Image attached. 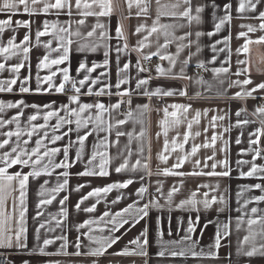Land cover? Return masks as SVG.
I'll use <instances>...</instances> for the list:
<instances>
[{"label":"crops","instance_id":"crops-1","mask_svg":"<svg viewBox=\"0 0 264 264\" xmlns=\"http://www.w3.org/2000/svg\"><path fill=\"white\" fill-rule=\"evenodd\" d=\"M56 0H40L34 7L36 14L29 15L23 12V6L20 7V11L17 14H9L0 12V19H7L11 15L13 22L17 20L29 21V26H17L13 23L10 27L5 28L3 33H0V47L6 46L7 41L15 37L14 43L21 44L25 35L29 36V41L21 45V48L28 47L29 52L27 59H24L22 51H17L16 55H10L8 59H5L0 54V63L5 64V70L0 71V80L15 79L16 84L12 85V92H0V100L2 101H20L23 100L26 104H36L41 106V111L37 112L32 107L27 108H14L7 109L4 113L0 114L4 119H11L17 112L22 111L21 127L24 129L22 141L26 140L27 145L25 148L27 151H31L36 147V140L41 139L42 147L40 149L41 154L43 151L52 147L63 149L64 146L69 144V139L76 141L77 133L72 131L68 136H63V133L68 132L69 127L75 128V118L73 117L72 125H63L60 129L53 133V126L56 124L57 117H52L47 122V126L44 129H37L33 132V135L29 137L27 131L30 130L31 125L27 124V117L29 115H37V120L31 122L32 124H45L43 120V105L48 104L51 107L47 110H56L59 116L65 115L61 105L68 104L69 107H77V104L71 103L68 97L75 95V91L72 87L71 80H75L76 87L80 88L79 102L95 104L97 102L104 105L116 104L118 101L123 100V103L119 109H113L111 112L102 113L104 120V131H95L92 124L87 126V130L91 132V135L87 137L84 142V152L82 159L76 161V148L79 147L78 143H73L69 149V162L71 167L68 169L63 168H51L49 172L51 174L41 173L40 177L29 178L24 209L19 207V185L18 181L12 182V188L15 191H10L7 201L4 205V210L12 212V200L16 197L17 210L13 214V220L11 222L13 243L11 247L0 246V252L6 255L7 264H24L25 261L28 264H264V256L255 255L253 257H246L237 255L238 240L242 241L245 235H248L247 217L239 230L236 229V217L241 213L237 212V208L244 203L245 200H249L250 203L245 205V211L251 213V208L256 207L264 210V201L256 202L252 200L253 197L264 195L260 189L251 187L255 184L264 185V173L248 177L241 176V171L247 172L250 170L252 163L254 162L258 166L264 167V135L260 137V141L257 145L252 147H259L262 150V154L257 156L253 161L254 152L249 150V133L255 131L256 128L261 127L260 120L264 119L259 115H254V110L258 105L264 104V92L257 90L254 96L257 98H245L235 99L234 94L238 91H242L240 86H234L229 88L228 83L237 79L243 80L250 78L254 83L245 86V89L251 90L255 87V84L264 82V44H252L250 45V53L245 56L241 54L239 57L236 55L235 49L244 42V38L237 39V35L240 31H247L246 28H242L241 25L251 24L257 27V31L249 33V38L256 40L260 35H264V32L259 31V24L262 22L257 19L259 12L264 11V3L257 6L255 11L246 9L244 12H237L240 0H191L192 14L196 15L195 8L197 6H203V11L199 13L200 20L198 23L193 22L189 25L188 21L177 15L176 17H161L160 23H170L178 25L177 27L170 29L173 34L169 36L172 43L168 44L166 49L160 50V55L171 54L175 56V65H170L168 60H161L160 55H151L156 53L158 45L165 43V38L161 33H153L148 36L147 29H150L153 21L156 19V4L155 0L148 10V15H137L140 8L137 7L135 0H111L112 11L109 16H102L97 18L96 16H82L79 14L76 8L75 0H68L71 5V13L69 16V8L66 7L61 10L49 9L48 12L40 11L44 4H54ZM84 2L91 3L92 0H82ZM177 0H161V3L171 4L176 3ZM3 0H0V4ZM131 4V6H129ZM216 7L213 8L212 5ZM225 4H231L230 12L231 21L226 22L221 31L213 36H208L207 33L214 32L215 23L219 22V18L223 17L226 13L224 10ZM28 6L33 7L31 0H28ZM186 5L181 3V7L176 9L177 13L183 11ZM84 9L81 8L80 11ZM93 10L99 11L96 7ZM83 20L82 25L77 22ZM48 22V28H44V22ZM97 24L103 25V28H96L93 31V27ZM118 24L122 27L124 33L123 37L117 38L116 28ZM144 24L145 30L140 33H136L135 29L138 25ZM55 25V27H53ZM179 25H183L180 27ZM68 28L71 32H79V35H73L68 37L66 33H61L59 29ZM40 30L45 32V35L37 38L36 31ZM104 32V36H101V32ZM92 32V36H88V33ZM192 33L189 37L190 40L196 41V32L204 33L198 40L200 51L197 52L196 44H193L190 48H185L179 56H176L177 44H188L189 39L180 41L179 38L186 33ZM231 36L228 47L232 51V56L229 64H224V67L229 68L228 74L214 75L213 68L221 67V62L224 61L228 53L227 51L214 53L211 47L218 40H223L224 37ZM64 36L65 39H71L73 43L69 46V58L61 65L57 66L50 64L49 67L37 68V64L45 57L48 56L49 62L54 59H58L62 55L61 45L58 37ZM147 37V39H144ZM39 40V42H37ZM144 40L145 47L142 49L134 50L137 46V41ZM127 43V50L117 53L116 49L119 46L124 48ZM50 44L49 47L45 45ZM95 45V50H91L89 47H85L83 51L77 49L81 46ZM223 43L217 45V48H224ZM105 52L108 53L107 57ZM189 52L196 53L189 60L188 65L183 66L182 62L188 59ZM119 56V59L117 57ZM144 56L155 58V65L152 73H147L144 69ZM215 56V59H213ZM107 59L108 63L104 61ZM248 60L247 65H241V67H248L249 72L247 74L235 75L237 70L236 60ZM139 60L140 68L137 67V61ZM198 61L205 62L207 71L204 74H200L193 69L194 65H197ZM23 62V66L18 73L10 72L8 69L17 63ZM84 63L85 68L77 72L80 64ZM129 64L128 69H124V64ZM96 67H93V65ZM159 65L165 70V74L160 75L156 71V67ZM69 69V75L71 80L64 82L65 90L63 92H56L55 88L59 87L63 81V74L60 71L62 68ZM184 68V73L188 78H179L178 74L181 68ZM171 68V73L168 69ZM91 69V71H88ZM118 69L120 72L118 73ZM144 69V70H140ZM54 74V75H53ZM41 78L42 89L46 91L36 92L37 76ZM46 76H52L53 87L48 88L47 81L43 78ZM88 76L89 79L85 81L84 85H80L79 81ZM118 77L120 79H126L127 83L121 84L119 89L117 88ZM203 78L205 83H198V79ZM138 80H148L146 85L137 88ZM220 80L225 82L221 85ZM95 81V83H92ZM28 87L30 89L27 93H21L19 88L21 86ZM211 85V88H209ZM160 88L164 91L169 89L176 90V94L172 96H146L143 93L145 91L153 92L155 89ZM91 89V94L89 93ZM103 90V94L97 95ZM129 91L131 95H124L121 97L117 95L118 92ZM226 90V91H225ZM180 91H185L186 95H180ZM130 100V104H129ZM173 104L188 105L189 111L187 113V120L183 115L178 112V117L182 121L179 124H173V120L176 119L171 115L165 117L164 109L167 108L169 113L177 111L170 107ZM138 105H147V108L139 109ZM207 109V115L205 116L204 110ZM240 109H245L239 119H248L254 121L252 124L245 125L243 128L232 127L230 131H225L229 125H235L237 121L236 113ZM129 111L132 112V116L128 117ZM201 112L200 121L198 124H193L191 127V133H200L199 136H195L193 139L190 135L189 140L184 142L183 135L188 129V120H190L196 113ZM97 110L95 108L86 110L85 116L95 117ZM213 116H224V120H217L216 127L213 128L210 125V121ZM117 120H125L124 124L117 125ZM161 121H166L165 124H161ZM27 124V127L25 125ZM108 124H112L111 130H108ZM207 129V132H205ZM16 124L12 123L0 128V133L7 131H15ZM143 130V135H140ZM45 131L48 133L44 135ZM166 131V135H165ZM117 132L124 133L117 137ZM128 133L132 134L131 140ZM216 134L217 139L215 144H212L211 138L213 134ZM242 133V134H241ZM61 135L62 139L53 142L51 140L52 135ZM81 135L84 134V130H81ZM237 137L240 138V143L237 144ZM106 138V139H105ZM3 139H9V144L15 146L17 141L15 137H6L0 135V142ZM168 141V152L164 154L168 155V159L165 162H161L158 159V154L165 150V140ZM252 139H256L255 136ZM176 143H182L183 149L175 147L173 141ZM205 140L208 141L209 147H200L197 153L184 161L179 169L175 171H182L184 173H208L215 171L229 172L228 176H209V175H157L158 171H162L164 168H172V165L177 162V157L183 156L186 152H190L193 144L203 145ZM94 145H99L94 149ZM142 149V153L140 151ZM96 150L106 154V158H109L110 162L107 166V176H77L78 172L84 170L85 164L92 155V152ZM243 150V151H242ZM3 151H11L9 146H5L4 149H0V154ZM131 152V155H129ZM214 159L206 160L207 157H213ZM64 159L63 151L55 154L53 160L55 163H59ZM125 160L128 161L129 170L117 173L115 171L119 164ZM137 160L141 161V165L147 164L148 169L144 170L142 167L133 172L130 170V166L135 164ZM199 160L201 163L199 166L195 165V161ZM227 160V166L221 165L218 162ZM247 161L241 165H237V161ZM46 162V158L45 161ZM217 164V167L213 170L212 164ZM95 164H99V157H97ZM0 166H3L0 163ZM32 170L30 166L13 165L8 169L9 173L23 172L28 173ZM98 170V168H97ZM69 172L67 177L69 183L65 189L58 193L52 192V189L56 188L59 183L63 182L64 177L62 172ZM147 171H151L152 175H147ZM143 177V181H141ZM132 179L134 182L127 188H114L111 192L106 194H100L99 196L89 197L87 200L81 203L79 210L76 209V204L81 201V197L86 196L93 188L105 187L109 184L123 182L124 180ZM48 183L44 185V182ZM161 182V192H157V182ZM147 186L148 195L143 199L136 195L137 189L141 185ZM78 184L87 185L79 191H75ZM175 186L178 191L173 194L171 202L167 199V194L170 189ZM247 186V191L242 189ZM195 192L194 197L197 200L204 199V193H208V199L215 195L217 202L213 203L208 209H205L202 204L197 205L199 211L192 209L190 206L177 207L182 200H187ZM242 195L238 199V193ZM223 195L226 200V206L219 203V197ZM67 196L68 200L61 205L60 201ZM120 196L121 199L113 204L112 201ZM155 198L159 206H150L147 216L142 213L136 218V221L123 224L115 235L121 237V239L112 247L108 248L106 252L101 256L91 255H74L76 252L75 242L76 238L80 236L81 242L85 247L81 248V252L88 251V240L83 236V233L88 232L89 228L92 229L93 235H100L101 229H104L103 235H108V228L110 224L106 223L110 220V216L104 221L101 217L105 212L114 214L121 211L129 204H133L134 201H140L137 205L142 207L143 204L149 203V200ZM51 200V203L40 205V200ZM95 205L93 212H85L83 209ZM221 207H226L224 212H218ZM61 208L66 209L67 215H61ZM25 223L26 233L21 237V241L25 242L26 237V249H18L15 243V229L17 227L16 221L19 220V211L25 210ZM37 212L40 215H37ZM254 217L264 215V211L257 214H252ZM197 217H199L197 221ZM191 218L193 222L194 231L187 232L188 222ZM230 221V235L229 237L221 240V247L216 249L214 246L211 251L217 252V257H211L206 255L210 249V245H214L216 228L218 223ZM94 221L91 225H85L82 228H77V225L83 224L84 221ZM211 221V223H209ZM43 225V227H41ZM207 225V227H205ZM39 229V233H37ZM260 225H254L253 230L259 231ZM143 234V235H142ZM39 235V240H37ZM66 236L68 241V247L64 252L60 251L62 240L58 237ZM185 236L190 239H183ZM44 239H52L54 242L51 245L44 246ZM139 239L140 244L144 245V241L147 240V244L144 245V251L147 253L145 256L138 254H120L122 250L127 246L130 253H138L140 248L136 244L130 243L131 241ZM178 242V243H173ZM257 243L262 242L257 237ZM40 247H44V254L39 251ZM243 247L247 249L249 244H244ZM184 251L185 255L172 256L171 252ZM164 252V255L158 253ZM195 253V255L193 254ZM201 253H205L201 255Z\"/></svg>","mask_w":264,"mask_h":264},{"label":"snow or ice","instance_id":"snow-or-ice-1","mask_svg":"<svg viewBox=\"0 0 264 264\" xmlns=\"http://www.w3.org/2000/svg\"><path fill=\"white\" fill-rule=\"evenodd\" d=\"M37 3H40V0H31V4L33 5L32 8H30L28 6V0H3V3L0 4V12L3 13H9V14H17L20 11V7L23 6V12L27 13L29 15H34L36 14V9H35V5ZM135 3L137 5L138 8H140V11L137 13V15H148V10L149 7L152 3V0H135ZM181 3L183 5H186V7H184L183 11H180L179 13H177V11H175L176 9H179L181 7ZM261 3H264V0H240L239 6L237 8V12H244L246 9L250 10V11H255L257 9V6ZM75 4H76V8L77 11L79 12L80 15L82 16H96L97 18L102 17V16H109L111 11H112V4H111V0H92V2L89 4L87 2H84L82 4V0H75ZM155 4H156V19L153 21V24L151 26L150 29H147L148 31V36H151L153 33H161L164 38H165V43L163 45H158L157 48V52L156 53H151V55H160V50L161 49H166L168 44L172 43L173 40L169 39V36L173 35L169 30L173 29L175 27H177L178 25L175 24H170V23H160V19L161 17H176L177 15H179L180 17L185 18L189 25H191L193 22L198 23L200 20V16L199 13H201L203 11V6H197L195 8V13L196 15L192 14V5H191V0H177L176 3H171V4H165V3H161V0H155ZM69 8V12L68 15L71 16V5L68 3V0H56V2L54 4H44L43 8L40 11L43 12H48L49 9H56V10H61L64 9L65 7ZM131 6V4L129 5ZM98 7L99 11H95L93 10L94 8ZM213 8L216 7L215 4L212 5ZM81 8H83V11H80ZM231 9V4H225L224 5V10H225V15L221 18H219V22L215 23L214 28L215 31L214 32H209L207 33L208 36H213L216 33L220 32L222 27L225 25L226 22L231 21V16L228 14L230 12ZM257 19L261 20L262 22L259 24V31L264 32V11H260L258 17H256ZM13 23H15L17 26H25L28 27L29 26V21L27 20H17L15 22L12 21L11 19V15H9V18L7 19H0V33H3L5 28L10 27ZM78 24L82 25L84 23L83 20H80L77 22ZM180 27H183V25H179ZM53 27H55V25H53ZM242 28H246L247 31H240L237 35V39L239 38H244V42L243 44H241L239 47H237L235 49L236 55L239 57L241 54H244L245 56H247L250 53V45L252 44H264V35H260L256 40H252L251 38H249V33H254L256 32L258 29L256 26H253L251 24L248 25H241ZM44 28L47 29L48 28V22L45 21L44 22ZM96 28H103V25L97 24L93 27V31H95ZM146 26L144 24L138 25L135 29V32L138 34L140 33L142 30H145ZM59 31L61 33H66L68 37H71L73 35H79V32L73 33L71 32L68 28H63L61 27L59 29ZM92 32L88 33V36H92ZM45 35V32L40 31L39 29L36 31V37L39 38L41 36ZM105 34L102 31L101 32V36L103 37ZM124 33L122 31V27L118 24L117 28H116V36L117 38H121L123 37ZM192 35V33H186L184 36H181L179 38L180 41L189 39V37ZM201 35H204V33L201 32H196L195 36L197 38L196 41H192L189 39L188 44H184V43H179L177 44V52H176V56H179V54L185 49V48H190L193 44H196V50L197 52L200 51V46L198 44V40L199 37ZM59 41H60V45H61V50H62V55L59 56L58 59H54L51 60L49 62V58L48 56H45L38 64H37V68L39 69L40 67H49L50 64H54V65H61L64 61H67L69 58V51H70V45L73 43V41L71 39H65L64 36H60L58 37ZM144 39H147V37H145ZM231 39V36H227L224 37L223 40H218L216 41L214 44L211 45L213 52L214 53H219V52H224L227 51L228 56L227 58L221 62V67L219 68H213L212 72L214 73V75H219L221 73L223 74H228L229 73V68L228 67H224V64H229L230 65V60H231V56H232V51L231 49L228 47L229 41ZM15 37L9 39L7 41V45L0 47V54H2L4 56L5 59H8L10 55H16L17 51H22L23 55H24V59H27L28 56V52H29V48L28 47H23L21 48V45L25 44L26 42L29 41V36L25 35L23 37V40L21 41L20 45H17L16 43H14ZM39 42V40L37 41ZM223 43L225 45L224 48H217V45ZM50 44L45 45V47H49ZM85 47H89L91 50H95V45H90V46H85V45H81L77 50L78 51H83L85 49ZM127 43H125L124 48H120L119 46L117 47L116 51L117 53H120L121 51H125L127 50ZM145 47V43L144 40H139L137 41V46L136 48H134V50H139ZM196 53H192L189 52V57L188 59H185L182 64L183 66H187L189 63V60L191 59L192 56H194ZM108 53L105 52V56L107 57ZM144 59H148L149 56H144ZM117 59H119V56L117 57ZM160 59L161 60H168L170 65H175L176 63V58L175 56L168 54V55H160ZM213 59H215V56H213ZM105 64L108 63L107 59H105L104 61ZM248 64V60H241V59H237L236 60V65H237V70L235 75L240 76L241 74H247L249 72L248 67H241V65H247ZM23 66V62L21 63H17L15 65H12V67L10 69H8L10 72L13 73H18L20 68ZM5 64L0 63V71L5 70ZM93 67H96V65L94 64ZM129 64H124V69H128ZM137 67L138 69L140 68L139 65V60L137 61ZM197 67L203 68L205 67V62L203 61H198L197 63ZM85 65L84 63H81L79 68L77 69V72H79L81 69H84ZM140 70H144V69H140ZM60 71L63 74V81L60 84L59 87L55 88L56 92H63L65 90V84L64 82H68L71 80V77L69 75V69L68 68H62L60 69ZM88 71H91V69H88ZM156 71L158 74L163 75L165 74V70L163 68H161L159 65H157L156 67ZM120 72V69H118V73ZM168 72L171 73V68L168 69ZM54 75V74H53ZM179 78H188L186 77L185 73H184V68H181L180 73L178 74ZM37 87L35 89L36 92H41V91H46L47 89H42L40 87L42 81L41 78L39 77V75L37 76ZM89 77L85 76L84 79L79 81L80 85H84L85 81L88 80ZM44 81H47L48 83V88L51 89L53 87L52 84V76H46L43 78ZM198 83H205V81H203V78H199ZM225 81L224 80H220L219 83L222 85ZM17 81L15 79H10V80H0V92H12L13 91V87L12 85L16 84ZM72 83V87L75 91V95H71L68 97V100L71 103H75L77 104V107H69L68 104H64L61 105V108L63 109L65 115L63 116H59L58 112L56 110H52L49 111L47 109H49L51 107V105L45 104L43 105V109L45 110L43 113V120L45 121V124H32L31 122L36 121L37 120V115L33 114V115H29L27 117V124L31 125L30 130L27 131V135L29 137H31L33 135V132L36 131L37 129H44L47 126V122L50 120V118L52 117H57L56 120V124L53 126V133L56 132V130L60 129L63 125H72L73 124V117L75 118V128L73 129L72 127H69L68 132L63 133V136H68L70 132L75 131L77 133V138L76 141H72L71 139H69V144L64 146L63 149L60 148H56V147H52L50 149H47L45 151H43V153L41 154V147H42V141H43V137L41 139H37L36 140V147L32 148L31 151H27L25 148V145H27V141L23 140L22 141V136L24 134V129H22L21 127V116H22V111L21 112H17L16 115L12 116L11 119H4L2 117V115H0V128L4 127L5 125H9L12 123L16 124V130L15 131H7L4 133H0V135L2 136H6V137H15L17 143L15 146H11L9 144V139H3L2 142H0V149H4L5 146H9L11 148V151H3L2 154H0V163L3 164V166H0V246H5V247H11L12 243H13V235H12V228H11V222L13 220V214L15 213V211L17 210V203H16V197H13L12 200V212H7L4 210V205L5 202L7 201L8 195L10 194V191H15V189L12 188V182L14 181H18V191H19V207L21 209H24L25 206V196H26V189H27V185H28V181L29 178H37L41 176V173H45V174H51L49 172V169L51 168H63V169H68L69 167H71V163L69 162V149L72 147L73 143H78L79 147L76 148V161H80L82 159V155L84 152V142L87 139V137L89 135H91V132H89L87 130V126L89 124L93 125V128L95 131H104V120L102 118V113L104 112H111V110L113 109H119V107L121 106V104L123 103V100L118 101L116 104H110V105H104L103 103L97 102L95 104H88V103H80L79 102V94H80V88L76 87V81L75 80H71ZM92 83H95V81H92ZM127 83L126 79H120L118 77V81H117V88L119 89L121 84H125ZM148 83V80H138L137 81V88H140L143 85H146ZM254 82L250 79V78H245L243 80L237 79L234 81H230L228 83V87H234V86H240L242 91H238L234 94L233 98L235 99H245V98H257L256 96H254V93L259 90L261 92H264V82L255 84V87L252 88L251 90H247L245 89V86L251 85ZM209 88H211V85H209ZM19 91L21 93H27L30 91V89L28 87L25 86H21L19 88ZM226 91V90H225ZM91 94V89H89V93ZM103 94V90H101L100 93H97V95H101ZM146 96H172L176 94V90L173 89H169L167 91H164L160 88L155 89L153 92H148L145 91L143 93ZM180 95H186L185 91H180L179 92ZM117 95H120L121 97H123L124 95H131V93L127 90H125V92H118ZM262 99H264V97H261ZM129 104H130V100H129ZM27 108V107H32L34 109H36L37 112L41 111V106L36 105V104H32V105H28L26 104L23 100L20 101H2L0 100V114L4 113L7 109H14V108ZM139 109H144L147 108V105H138L137 106ZM170 107H172L173 109H176L177 111H173L172 113H169L167 108L164 109L165 112V117H167L168 115H171L172 117L176 118L173 120V124H179L182 121L179 119L178 117V112L183 115L184 119L187 120V113L189 111V107L188 105H181V104H173ZM95 108L97 110L95 117L93 116H85L82 114L86 113V110H91ZM245 111V109H240L237 111L236 116H237V121L235 125H229L228 128L225 129V131H230L232 127H239V128H243L245 125L248 124H252L254 123V121H250L248 119H239V117L241 116V114ZM208 110L205 109L204 110V115H207ZM254 115H259L261 117H264V104L262 105H258L255 110H254ZM128 117L132 116V112L129 111V113L127 114ZM200 116H201V112L200 111H196L195 115L188 120V129L189 131H186L183 135V140L184 142H187L189 140L190 135L192 136V138L194 139L195 136H199L200 133L197 132L195 134L191 133V127L193 124H198L200 121ZM225 117L224 116H213L211 121H210V125L211 127L215 128L216 127V121L217 120H224ZM126 121L125 120H117L116 124L120 125V124H124ZM162 125L166 123V121H161L160 122ZM27 124L25 125V127H27ZM260 124L261 127L256 128L254 132L249 133V150L254 152L255 155L253 156V161L255 160V158L257 156H260L262 154V150L259 147H252L253 145H257L260 141V137L262 135H264V119L260 120ZM113 127L112 124H108V130H111ZM81 130H84V134L81 135L80 132ZM205 132H207V129H205ZM242 134V133H241ZM45 136L48 135V133L45 131L44 133ZM120 135H124V133H120L117 132V137H119ZM129 136V139L131 140L132 134L128 133L127 134ZM140 135H143V130L141 131ZM165 135H166V131H165ZM255 136L256 139H252V137ZM62 136L61 135H52L51 140L53 142L61 140ZM106 139V138H105ZM217 139L216 134L214 133L211 141L212 144H215V141ZM240 138L237 137L236 143L239 144ZM173 144L175 145V147L183 149L184 145L182 143H176V141H173ZM209 143L207 140H205V143L203 145H196L193 144L191 151L190 152H186L183 156H179L177 157V162L175 164L172 165V168H164L162 171H158L157 175H177V176H185V175H209V176H228L229 172L225 171V172H208V173H184L182 171H175V169H179L181 167V165L184 163V161L186 159H188L189 157L195 155L198 151V149L200 147H209ZM99 145H94V149L98 148ZM63 151V156L64 159L61 160L59 163H55L53 160V157L55 156L56 153ZM141 153H142V149H140ZM168 141L167 139L165 140V150L164 152H161L158 154V159L161 162H165L168 159V155L164 154L165 152H168ZM243 151V150H242ZM129 155H131V152H129ZM97 157H99V164L96 165L95 161L97 159ZM46 158V162L45 161ZM214 159V155L213 157H207L206 160H211ZM110 160L109 158H106V154L105 153H101L98 152L96 150H94L92 152L91 157L89 158V160L87 161V163L85 164L84 170L81 172H78L76 175L77 176H107L109 173L106 170L107 166L109 164ZM200 161L197 160L195 161V165L199 166L200 165ZM221 165L227 166V160L224 161H219L218 162ZM244 163H248L247 161H242V160H238L237 161V165H241ZM13 165H19V166H30L32 168V170L28 173H23V172H15V173H9L8 169H10ZM143 168L144 170L148 169V165L147 164H143L141 165V161L137 160V162L135 164H132L130 166V170L135 172L140 168ZM217 167V164H212V168L213 170ZM98 168V170H97ZM125 170H129V164L128 161L125 160L123 163L119 164V166L116 167L115 171L117 173H120L122 171ZM259 173H264V167L258 166L257 164H255L254 162L252 163V166L250 168L249 171L247 172H243L241 171L240 175L241 176H254L257 175ZM61 175L64 177L63 182L59 183L58 186L54 189H52V192L54 193H58L61 190L65 189V187L68 185L69 181L67 179V177L69 176V172L64 171L61 173ZM147 175L151 176L152 173L151 171H147ZM264 178V177H261ZM141 181H143V177H141ZM134 181L132 179H127L124 180L123 182H119V183H113V184H109L105 187H96L93 188L92 191H90L86 196L81 197V201L79 203L76 204V209L79 210L81 207V203L85 200H87L89 197H93V196H99L100 194H106L108 192H111L114 188H127L129 185H131ZM48 182L45 181L44 185H41V188L43 189L44 186L47 184ZM158 187L156 189V191L159 193L161 192V182H157ZM87 185L84 184H78L75 191H79L80 189H82L83 187H86ZM251 187L260 189L261 192H264V185L261 184H255L252 185ZM248 188L247 186H245L242 191H247ZM178 191V188L173 186L170 191L167 194V199L169 202H171V198L173 196L174 193H176ZM136 195L138 197H140L141 199H143L146 195H148V188L147 186H144L143 183L141 185V187L139 189H137L136 191ZM238 199L239 197L242 195L241 193H238ZM196 196V193L193 192L191 197L187 200H182L180 202V204L177 207H185V206H190L192 209H195L197 211H199V209L197 208V205L202 204L203 207L205 209H208L212 206L213 203L217 202V197L215 195H213L211 197V200L208 199V193H204V199L203 200H197L194 197ZM121 199L120 196H118L116 198V200L112 201L113 204L117 203L119 200ZM68 200V197L65 196L63 198V200L60 201L61 205H64V203ZM252 200L259 202V201H264V195H260V196H256L253 197ZM219 203H221L222 205L226 206V200L225 197L223 195H221L219 197ZM46 203H51V200H44L41 199L39 204L37 205V207L39 208L40 205L46 204ZM140 203V201H134L133 204H129L127 207H125L124 209H122L121 211H118L114 214H110L109 212H105L103 214V216L101 217V220L104 221L106 218H108L109 216L111 217L110 220H107L106 223L110 224L111 227L108 228V235H103V231L104 229H101V234L100 235H93L92 234V229L89 228L88 232L83 233V236L87 238L88 240V251L85 253L81 252V248L85 247V245L82 244L81 242V238L80 236H78L76 238V242H75V247H76V252L74 253V255H91V256H101L103 255L106 250L110 247H112L113 245H115L120 239L121 237L118 235H115V233L118 231V229L126 223L129 222H134L136 221V218L140 216V214L142 213L144 216H147L148 214V209L150 206H159L157 204V201L155 200V198H152L149 200V203H145L143 204L142 207H138L137 205ZM250 201L249 200H245L244 203L242 205H240L237 208V212L241 213L240 216L236 217V229L239 230L242 226V224L245 221V217H247V225H248V235H245L242 241L238 240V246H237V255H242V256H246V257H253L255 255H262L264 256V215H259V216H253L252 214H257L259 212H262L264 210L258 209L256 207L251 208V213H247L245 211V205L249 204ZM85 212H93L95 210V205H92L91 207L85 208L83 209ZM226 210V207H221L219 208L217 211L218 212H224ZM25 213H26V209L25 210H21L19 211V220L16 221L17 223V227L15 229V243H16V247L18 249H26L27 244H26V237H25V242L21 241V237L25 235L26 233V228L24 226L25 223ZM61 215H67L66 209L61 208ZM37 215L39 216L40 213L37 212ZM199 217H197V221H198ZM230 221L231 218H229L228 222H223V223H218L217 224V228H216V236H215V241H214V245H210L209 249L210 251L206 254L208 256L211 257H217V252L211 251V248L214 246L216 249H219V247H221V240L229 237L230 235ZM92 223H94V221H84L83 224L77 225V228H82L85 225H91ZM209 223H211V221H209ZM260 225V229L259 231H255L253 230V226L254 225ZM41 227H43V225H41ZM207 227V225L205 226ZM195 229L193 227V222L191 220V218L189 219L188 222V228H187V232L191 233L193 232ZM37 233H39V229H37ZM143 235V234H142ZM257 237L260 238V240L262 242L257 243ZM57 239L62 240L63 243L61 244L60 247V251L64 252L65 249L68 247V241H67V237L66 236H62V237H58ZM183 239L187 240L190 239V237L185 236ZM37 240H39V235H37ZM53 240L52 239H44L43 240V245L47 246V245H51L53 244ZM130 243L132 244H136L139 248L140 251L138 253H130L129 249L127 248V246H125V248L122 250V252L120 254H124V255H128V254H138L141 256H145L147 255V253L144 251V245L147 244V240L144 241V245L140 244L139 239L131 241ZM173 243H178V242H173ZM244 244H249V247L247 249H245L243 247ZM39 251L41 254H44V247H40ZM159 255H164V252H160L158 253ZM195 255V253H193ZM205 253H201V255H204ZM172 256H177V255H185L184 251H181L179 253L173 251L171 252ZM24 264H28L27 261L24 262ZM93 264H95V262H93Z\"/></svg>","mask_w":264,"mask_h":264},{"label":"built area","instance_id":"built-area-1","mask_svg":"<svg viewBox=\"0 0 264 264\" xmlns=\"http://www.w3.org/2000/svg\"><path fill=\"white\" fill-rule=\"evenodd\" d=\"M154 65H155V58L149 57L148 59L144 60V69L147 73H152L154 69ZM193 69L198 71L200 74H204L207 71V66L200 68L197 67V65H194ZM0 264H7L6 255L2 252H0Z\"/></svg>","mask_w":264,"mask_h":264}]
</instances>
